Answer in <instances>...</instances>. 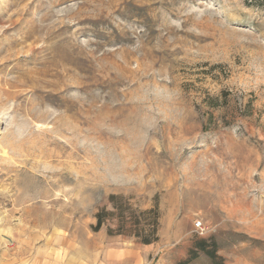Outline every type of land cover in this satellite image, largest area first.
Returning <instances> with one entry per match:
<instances>
[{"label": "rangeland", "instance_id": "obj_1", "mask_svg": "<svg viewBox=\"0 0 264 264\" xmlns=\"http://www.w3.org/2000/svg\"><path fill=\"white\" fill-rule=\"evenodd\" d=\"M0 264H264V0H0Z\"/></svg>", "mask_w": 264, "mask_h": 264}, {"label": "trees", "instance_id": "obj_2", "mask_svg": "<svg viewBox=\"0 0 264 264\" xmlns=\"http://www.w3.org/2000/svg\"><path fill=\"white\" fill-rule=\"evenodd\" d=\"M114 198V197H113ZM157 207L150 209L144 213H149L154 215L152 217V221L150 223H147L145 225L140 224V218L135 217L136 220L135 225L137 229H135L137 236L140 238L141 242L144 244H151L157 240V232H158V216H157ZM98 223H97V229L102 227L103 224V213H99L97 215ZM141 227V228H140Z\"/></svg>", "mask_w": 264, "mask_h": 264}, {"label": "built area", "instance_id": "obj_3", "mask_svg": "<svg viewBox=\"0 0 264 264\" xmlns=\"http://www.w3.org/2000/svg\"><path fill=\"white\" fill-rule=\"evenodd\" d=\"M198 226V225H197ZM199 229H202V223H199V226H198Z\"/></svg>", "mask_w": 264, "mask_h": 264}]
</instances>
